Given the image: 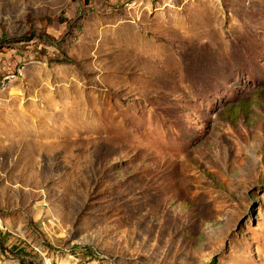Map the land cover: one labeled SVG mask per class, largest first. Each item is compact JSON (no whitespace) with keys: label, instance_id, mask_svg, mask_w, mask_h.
<instances>
[{"label":"rangeland","instance_id":"1","mask_svg":"<svg viewBox=\"0 0 264 264\" xmlns=\"http://www.w3.org/2000/svg\"><path fill=\"white\" fill-rule=\"evenodd\" d=\"M85 4L0 0V264H264V0Z\"/></svg>","mask_w":264,"mask_h":264},{"label":"bare ground","instance_id":"2","mask_svg":"<svg viewBox=\"0 0 264 264\" xmlns=\"http://www.w3.org/2000/svg\"><path fill=\"white\" fill-rule=\"evenodd\" d=\"M21 73H22V72H21ZM17 77H18V74H8L7 76L4 77L2 85H3L5 82H10V81H12V80L18 79Z\"/></svg>","mask_w":264,"mask_h":264},{"label":"trees","instance_id":"3","mask_svg":"<svg viewBox=\"0 0 264 264\" xmlns=\"http://www.w3.org/2000/svg\"><path fill=\"white\" fill-rule=\"evenodd\" d=\"M87 1V0H86ZM81 4L84 6V5H86L85 4V0H81ZM0 248L3 250V251H6V248L4 247V245H3V243L2 242H0ZM20 255H22L21 257H24V258H27V255L26 254H20ZM21 264H23V263H21Z\"/></svg>","mask_w":264,"mask_h":264},{"label":"crops","instance_id":"4","mask_svg":"<svg viewBox=\"0 0 264 264\" xmlns=\"http://www.w3.org/2000/svg\"><path fill=\"white\" fill-rule=\"evenodd\" d=\"M7 73H0V81L4 79V77L6 76Z\"/></svg>","mask_w":264,"mask_h":264}]
</instances>
